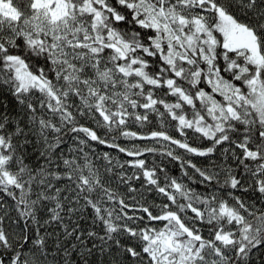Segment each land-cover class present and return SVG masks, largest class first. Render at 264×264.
I'll use <instances>...</instances> for the list:
<instances>
[{
	"label": "snow or ice",
	"instance_id": "obj_1",
	"mask_svg": "<svg viewBox=\"0 0 264 264\" xmlns=\"http://www.w3.org/2000/svg\"><path fill=\"white\" fill-rule=\"evenodd\" d=\"M0 264H264V0H0Z\"/></svg>",
	"mask_w": 264,
	"mask_h": 264
},
{
	"label": "trees",
	"instance_id": "obj_2",
	"mask_svg": "<svg viewBox=\"0 0 264 264\" xmlns=\"http://www.w3.org/2000/svg\"><path fill=\"white\" fill-rule=\"evenodd\" d=\"M134 130H136V129H134ZM120 142H121L122 144H128V146H131L127 141H124L123 139H122ZM194 143H195V142H194ZM101 150H103V151H108V149L103 148L102 146H101ZM179 151H180V150H178V152H179ZM112 155H113L114 157L118 156L119 159H121V160L127 159V157H125L123 154H118V153H116L115 151H112ZM146 158L148 159V161H149L150 164H151V161H152L153 159H156V162H157V163L160 162V159H159L158 157L148 156V157H146ZM195 162H196L198 165H203L204 163H206V161H204L203 158H195ZM165 163H166L167 168L169 169V171H170V173H171L172 175L178 176V175L180 174L178 164H176L175 162H169V161H165ZM137 187H139L138 184H137ZM193 187H198V186H197V185H193ZM121 190H123V189H121ZM148 199H149V201H151V200L153 199V197H148ZM157 202H158V200H157ZM259 206H260V205L257 204V207H259Z\"/></svg>",
	"mask_w": 264,
	"mask_h": 264
}]
</instances>
